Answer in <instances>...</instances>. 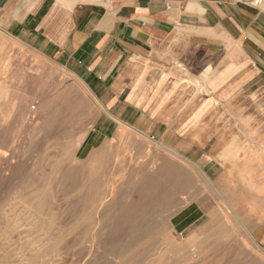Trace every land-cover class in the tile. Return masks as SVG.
<instances>
[{"label":"rangeland","instance_id":"obj_1","mask_svg":"<svg viewBox=\"0 0 264 264\" xmlns=\"http://www.w3.org/2000/svg\"><path fill=\"white\" fill-rule=\"evenodd\" d=\"M106 112L0 30V264H264V230L200 166Z\"/></svg>","mask_w":264,"mask_h":264},{"label":"crops","instance_id":"obj_2","mask_svg":"<svg viewBox=\"0 0 264 264\" xmlns=\"http://www.w3.org/2000/svg\"><path fill=\"white\" fill-rule=\"evenodd\" d=\"M255 1L0 0V30L88 86L114 123L200 166L247 227L264 230V0ZM192 210L175 219L181 232L202 218Z\"/></svg>","mask_w":264,"mask_h":264},{"label":"bare ground","instance_id":"obj_3","mask_svg":"<svg viewBox=\"0 0 264 264\" xmlns=\"http://www.w3.org/2000/svg\"><path fill=\"white\" fill-rule=\"evenodd\" d=\"M26 107L29 109V113L30 112H32L31 111V105L30 104H27L26 105ZM35 108V107H34ZM34 118H35V116H34ZM30 119H32V118H30ZM29 122V121H28ZM32 122V121H31ZM32 124V123H31ZM115 139V138H114ZM111 140H113V138L111 139ZM78 145V144H77ZM79 146H80V144H79ZM78 147V146H77ZM112 147V143H110V142H105V144H104V148H111ZM4 151V150H3ZM2 153V152H1ZM2 157V156H1ZM4 158H5V156H3ZM12 161V160H11ZM12 164H13V162H12ZM10 166V165H9ZM12 171V170H11ZM5 177H6V175H5Z\"/></svg>","mask_w":264,"mask_h":264},{"label":"built area","instance_id":"obj_4","mask_svg":"<svg viewBox=\"0 0 264 264\" xmlns=\"http://www.w3.org/2000/svg\"><path fill=\"white\" fill-rule=\"evenodd\" d=\"M107 1H111V0H107Z\"/></svg>","mask_w":264,"mask_h":264}]
</instances>
